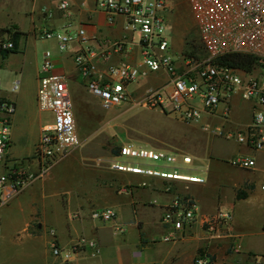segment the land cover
I'll use <instances>...</instances> for the list:
<instances>
[{
  "label": "crops",
  "instance_id": "obj_1",
  "mask_svg": "<svg viewBox=\"0 0 264 264\" xmlns=\"http://www.w3.org/2000/svg\"><path fill=\"white\" fill-rule=\"evenodd\" d=\"M62 1L69 3L71 17L60 10ZM84 1H88L85 6ZM166 2L170 9L177 7L173 0ZM96 3L97 0H0V100H10L15 105L11 147L5 162H0V175L15 160H23L31 173H38L35 147L44 126L54 121V116L41 112L37 104L39 69L46 43H56L58 52H52L54 73L67 80L70 93L71 82L83 85L82 89L89 93L74 61L80 44L74 42L62 52L56 40L41 37L42 31L67 28L73 32L85 28L87 46L96 52L94 63L101 68L121 61L132 65L141 61L138 38L124 29V18L117 16L110 24L106 13L96 11ZM123 38L129 44L127 53L102 55L108 42ZM8 43L14 48H3ZM167 80L165 72L151 73L129 90L140 97L164 87ZM17 83L19 89L13 92ZM78 108L75 104L77 127ZM225 110L226 106L221 105L216 115L204 116L200 124H187L173 115L153 111L157 114L154 118L160 116L164 123L163 132L141 129L147 139L129 136L127 142L188 152L205 162L188 171L204 178V183L117 172L110 167V163L118 160L115 147L127 143L104 134L99 142L90 145L78 131L82 142L85 140L82 147L90 150L89 154L76 153L82 147L75 149L56 162L46 177L33 179L11 203L0 208V264H92L93 259L104 257L107 251L115 253L117 264H193L200 251L209 257V264H254L264 259V153L235 141L233 152L226 155L208 146L207 139L226 143L231 139L203 130V126L210 125L229 134L248 126L253 104L235 96L228 118L224 116ZM243 110L245 119L239 116ZM3 117L0 112V119ZM238 155L254 159L256 166L252 169L233 166L230 160ZM176 197L193 199L205 216H213L220 210L231 212L229 230L215 237L197 224L179 233L178 240L165 242L166 236L176 232L163 223L162 217L165 207ZM107 208L116 211L117 224L127 227L124 234L115 233L113 223L108 226L93 218L94 211ZM49 229L56 230L65 248L86 239L97 243V251L83 248L71 262L63 263L53 257Z\"/></svg>",
  "mask_w": 264,
  "mask_h": 264
},
{
  "label": "built area",
  "instance_id": "obj_2",
  "mask_svg": "<svg viewBox=\"0 0 264 264\" xmlns=\"http://www.w3.org/2000/svg\"><path fill=\"white\" fill-rule=\"evenodd\" d=\"M207 56L194 59L172 50V33L169 25L170 6L165 0H97L96 11L106 13L108 22L115 17L124 18V29L137 36L141 61L132 65L121 61L106 68L94 63L96 52L87 46L85 28L68 31L44 30L41 37L56 40L60 51L65 52L74 42L81 50L75 56V65L88 92L105 109L128 105L173 115L187 124H200L204 116H214L221 105L228 118L230 103L235 96L253 104L251 123L240 130L226 134L210 125L203 130L212 135L225 136L254 151L264 153V0H189ZM88 1L82 3L87 5ZM60 10L71 17L70 5L62 1ZM45 14L50 13L45 10ZM127 39L108 42L102 55L110 52L127 53ZM13 49L14 45H3ZM229 54L250 55L258 64L250 72L219 63ZM55 64L51 51H45L39 69L37 104L41 112L54 116V121L44 126L35 147L34 158L38 161L37 174L31 173L24 163L7 166L0 175V208L11 203L35 178H44L56 162L69 156L82 146L74 115V105L67 80L54 73ZM165 72L168 80L164 87L135 97L129 90L132 84L151 73ZM19 85L12 89L16 92ZM0 162H5L11 147L12 116L15 105L10 100H0ZM118 160L110 163L117 172L145 175L187 183H204L201 176L185 173L199 165L191 154L182 151H166L138 146L134 143L121 145ZM138 160L124 162L123 159ZM148 162L160 163L154 167ZM230 163L241 169L256 166L254 159L235 156ZM264 189V187H263ZM116 211L111 208L93 212V218L113 223L115 233L124 234L127 227L117 224ZM231 212L220 210L213 216L201 214L191 198L176 197L165 207L162 221L172 227L175 234L166 236L165 242L178 240V234L186 228L201 224L211 236L222 235L230 228ZM49 247L53 257L63 263L71 262L83 248L97 251V243L81 239L71 248L61 246L55 229H49ZM205 254L199 255L193 264H209ZM254 264H264V259Z\"/></svg>",
  "mask_w": 264,
  "mask_h": 264
},
{
  "label": "rangeland",
  "instance_id": "obj_3",
  "mask_svg": "<svg viewBox=\"0 0 264 264\" xmlns=\"http://www.w3.org/2000/svg\"><path fill=\"white\" fill-rule=\"evenodd\" d=\"M172 3L177 5V7L173 6L170 9L171 13L169 14V25L172 33V50L175 55H181L183 54L187 41L201 43L202 39L189 0H173ZM169 6L171 7V5ZM43 49H45V51L48 50L54 53L58 52L55 41H49L43 46ZM17 85H19V83H17ZM31 85L33 87V83ZM70 86H72L71 98L73 105L76 104L79 107L78 131H80L81 134L86 137L87 144L90 143V145H93L94 143L99 142L101 136L104 134H112L119 143H127L129 141V136L132 138L137 137L141 139H147V134L142 132L141 129H152L163 132V121L160 119V116H158L159 118H154L155 113H152L153 111L151 110L131 108L128 105L118 106L113 109H104L96 100V98L92 97L89 93L82 89L84 88L83 85L78 86L71 82ZM87 109L90 112H88ZM155 115L157 116V114ZM239 116L242 117V119H245V111L243 110L242 114L240 112ZM84 143L85 140H83L82 146ZM207 143L208 146L215 147L221 153L224 152L226 155L231 154L235 147V141L233 139L230 140V143L220 141L210 142V139H207ZM120 146L121 144H117L115 150H117ZM182 152L188 153L185 151ZM76 153L89 154L90 150L83 149L82 147L79 149V151H76ZM123 161L134 162L138 160H128L124 158ZM10 163L12 165L14 163L21 165V163H24V161L15 160L10 161ZM148 163L154 167L161 165L160 163ZM201 163L204 165L205 162L199 160L198 164ZM195 168L196 166L194 165L192 169ZM185 173L189 172L187 171ZM107 225L109 226L111 224L107 223ZM92 262V264H117L119 261L114 252L107 251L104 254V257L100 259H93Z\"/></svg>",
  "mask_w": 264,
  "mask_h": 264
},
{
  "label": "trees",
  "instance_id": "obj_4",
  "mask_svg": "<svg viewBox=\"0 0 264 264\" xmlns=\"http://www.w3.org/2000/svg\"><path fill=\"white\" fill-rule=\"evenodd\" d=\"M3 32H8V30H3ZM202 43V44H201ZM201 43H195L194 41H187L183 51V55L189 58L201 59L207 56V50L201 40ZM220 64L234 67L240 70L250 72L258 64L256 58L250 55L243 54H229L221 57L219 60ZM119 153V149L116 151ZM241 196V194H240ZM200 255H203V252H199ZM212 261V259H211ZM212 263V262H211Z\"/></svg>",
  "mask_w": 264,
  "mask_h": 264
}]
</instances>
